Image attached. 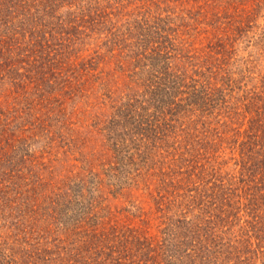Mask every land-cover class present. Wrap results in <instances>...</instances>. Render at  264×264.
I'll use <instances>...</instances> for the list:
<instances>
[{"label":"trees","instance_id":"trees-1","mask_svg":"<svg viewBox=\"0 0 264 264\" xmlns=\"http://www.w3.org/2000/svg\"><path fill=\"white\" fill-rule=\"evenodd\" d=\"M0 264H264V0H0Z\"/></svg>","mask_w":264,"mask_h":264},{"label":"rangeland","instance_id":"rangeland-1","mask_svg":"<svg viewBox=\"0 0 264 264\" xmlns=\"http://www.w3.org/2000/svg\"><path fill=\"white\" fill-rule=\"evenodd\" d=\"M258 23L259 24H263V19H258L257 20V24ZM258 32H259V30L257 31L255 28H252L251 30H249V32H248L249 33L248 34L249 37L247 38V41H244L242 44H240L241 48H244L247 45V51L253 49L252 43H254L256 41ZM74 156H77V154L70 155V158H73ZM72 162H74V161H72V160L69 161V163H72ZM116 203H117V201H116Z\"/></svg>","mask_w":264,"mask_h":264}]
</instances>
